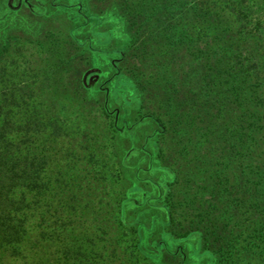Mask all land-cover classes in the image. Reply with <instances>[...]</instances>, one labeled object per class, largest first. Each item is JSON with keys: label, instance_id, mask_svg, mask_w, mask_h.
<instances>
[{"label": "trees", "instance_id": "16d2710c", "mask_svg": "<svg viewBox=\"0 0 264 264\" xmlns=\"http://www.w3.org/2000/svg\"><path fill=\"white\" fill-rule=\"evenodd\" d=\"M258 2L264 7V0H52L70 8L67 36L85 63L106 56L138 64L127 70L111 60L103 88L73 78L77 97L65 98L74 110L104 92L101 104L95 95L99 118L86 121L79 138L37 94L58 92V84L0 91V264L3 257L98 264L109 251L120 264L139 262L137 238L120 218L124 176L113 143L142 119L154 125L141 147L170 233L198 237L215 264H264V23L248 19ZM117 37L122 43L112 46ZM108 99L121 105L120 125Z\"/></svg>", "mask_w": 264, "mask_h": 264}, {"label": "rangeland", "instance_id": "374dc122", "mask_svg": "<svg viewBox=\"0 0 264 264\" xmlns=\"http://www.w3.org/2000/svg\"><path fill=\"white\" fill-rule=\"evenodd\" d=\"M69 10L70 8L53 7L52 0H0V47L3 48V54L0 56V91L5 90L6 93H9V90L13 89V85L17 83L20 86L27 84L30 87H36V84L39 83L58 84L60 90L58 92L51 87H44L45 92L37 94L41 95L43 101L53 103L52 108L49 106L48 109L56 111L58 117L64 119L66 117L73 122V135H77L76 138H79L85 132L86 121L93 116L99 118L100 105L95 102V95L101 104L104 100V92L95 93L89 101L84 97L83 110H74L75 108L73 109L70 105L74 106L75 102L69 105L70 102L65 98V96L74 99L77 97L72 86L73 78H80L86 87H102L106 85L112 75V69L109 66L111 60L114 65H122L128 70L133 64H138V59L131 58L126 62H119L116 61V57L104 56L94 62L85 63V58L79 51V47H72L71 40L67 36V29L72 25L71 20L68 19ZM252 10L253 13L248 16L250 22L264 23L262 4L260 5L258 2ZM96 11V8H89L90 13ZM194 27H190L189 33H194L192 32ZM101 29H103L102 25L99 30ZM262 34L264 35V31ZM81 35L82 33L79 36ZM118 38L112 40V46L122 43ZM101 39L99 37L98 42L102 43ZM175 45L176 43L173 49ZM169 47L166 46V49ZM95 48L104 47L98 45ZM146 49L154 60L159 61L162 58L150 46H147ZM71 56H74L73 61H70ZM108 102L111 109H118L115 117H118L120 125L124 115L121 105L110 99ZM15 112L18 115L21 113L19 108H16ZM135 113L136 111L129 112L125 118L127 124L135 118ZM153 126L151 120L142 119V124L130 129L126 128V131L115 135L113 143L116 160L119 162L124 176L122 184L125 196L121 203L120 218L128 233V238L136 236L140 255L139 262L127 264H215L214 257L209 251L202 248L198 237L194 235L176 237L169 231L166 211L158 200L156 180H148L149 176L155 174H151L154 170L150 172L146 167L147 164H150L145 153L147 147L144 146V151L141 147L144 145L145 137L152 132ZM67 139L65 138L64 142ZM67 147L64 143L61 151L64 153ZM75 151L74 153H80L79 157H81L82 151L77 149ZM80 164L82 163L80 162ZM137 167L143 168L139 171L140 176ZM99 169L98 166L94 167L95 171H99ZM79 172L80 175L87 174L84 181L89 182L91 173L85 169ZM87 185L84 184L86 187ZM91 185L92 182L89 186ZM85 190L87 191L86 188ZM89 197H91V192ZM102 258L98 264H120L121 261L118 255L113 256L110 251L107 254L103 252ZM2 259L5 264H18L11 258L3 257Z\"/></svg>", "mask_w": 264, "mask_h": 264}]
</instances>
